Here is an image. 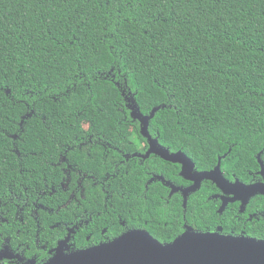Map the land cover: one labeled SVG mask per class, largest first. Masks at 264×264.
<instances>
[{"label":"trees","instance_id":"16d2710c","mask_svg":"<svg viewBox=\"0 0 264 264\" xmlns=\"http://www.w3.org/2000/svg\"><path fill=\"white\" fill-rule=\"evenodd\" d=\"M135 103L145 116L155 109L148 131L157 142L198 170L222 157L228 179L259 178L264 0H0V180L12 182L21 162L22 181H41L54 158L31 151L55 148L61 134L140 135ZM161 163L184 180L179 164ZM158 187L140 207L152 220ZM216 191L206 181L186 210L180 199L165 203L169 221L157 238L173 241L185 220L264 238L262 194L243 212L234 202L219 213Z\"/></svg>","mask_w":264,"mask_h":264},{"label":"flooded vegetation","instance_id":"af4514ba","mask_svg":"<svg viewBox=\"0 0 264 264\" xmlns=\"http://www.w3.org/2000/svg\"><path fill=\"white\" fill-rule=\"evenodd\" d=\"M140 135L61 134L51 141L55 148L31 151L54 158V169L41 181L38 180L42 175L32 181H22L19 161L15 167L19 175L12 182L0 180V264H43L58 252L71 253L108 244L137 230L148 232L161 243L172 242L161 241L156 236L169 221L164 219L165 203L180 199L186 210L189 197L200 189L190 191L185 197V190L193 181L171 178L163 164L158 163L161 158L179 164L180 177L182 165L151 151L152 144L157 148L166 147L157 142L158 137L142 132ZM14 152L19 157L22 155L19 150ZM3 169L4 164H1L0 171ZM260 170L261 164L257 171L259 178L248 183L264 180ZM206 181L211 180H204L201 187ZM156 185H159L156 197L161 208L152 220L150 212L145 213L146 208L140 211V207L147 206L150 188ZM218 190L210 199L219 201L220 208L222 191ZM236 202L241 210L242 203ZM259 213L260 218H264V212ZM219 227L222 228L218 225L215 230ZM181 228L183 232L202 230L186 220ZM221 231L224 232L223 228Z\"/></svg>","mask_w":264,"mask_h":264},{"label":"water","instance_id":"95a60500","mask_svg":"<svg viewBox=\"0 0 264 264\" xmlns=\"http://www.w3.org/2000/svg\"><path fill=\"white\" fill-rule=\"evenodd\" d=\"M136 106V103L130 105L132 116L140 120L142 133L149 135L148 125L155 109L145 116ZM151 151L166 160L180 163L181 175L184 178L193 181L192 176L200 177L199 182L193 181V184L185 190V197L190 191L200 189L204 180L213 181L222 191L219 213H223L229 203L236 201L242 203L240 211L243 212L251 197L257 194L264 195V180L245 183L240 179L234 181L228 179L222 169V157H219L213 169L199 171L195 162L184 152L170 153L168 148L163 146L157 148L154 144ZM259 162L260 173L264 177V161L260 156ZM187 230L207 239L177 244L182 236L188 235V231H185L172 242L161 243L148 232L137 230L133 232L142 234L147 240L143 238L129 240L127 239L129 233H126L108 244L71 253L58 252L43 264H264V238L245 233H225L221 231V227L214 231ZM240 241L246 243H235Z\"/></svg>","mask_w":264,"mask_h":264},{"label":"snow or ice","instance_id":"6c2138e0","mask_svg":"<svg viewBox=\"0 0 264 264\" xmlns=\"http://www.w3.org/2000/svg\"><path fill=\"white\" fill-rule=\"evenodd\" d=\"M192 180L193 181H196V182H199L200 177L192 176ZM186 231H188V235L182 236L181 237V240L180 241H177V244H181V243H185V242H190V241H193V240H203V239H207L206 237H199L196 234L190 232L189 230H186ZM140 238H143V239L147 240L146 237H142V234L135 233V232H130L129 233V236L127 237V239H129V240H136V239H140ZM235 243L244 244L246 242L240 241V242H235ZM0 256H2V253H0Z\"/></svg>","mask_w":264,"mask_h":264}]
</instances>
